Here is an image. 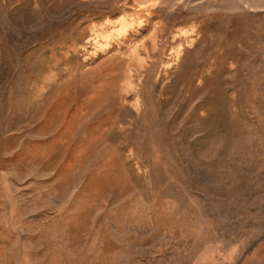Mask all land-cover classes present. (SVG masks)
Masks as SVG:
<instances>
[{
	"label": "rangeland",
	"instance_id": "374dc122",
	"mask_svg": "<svg viewBox=\"0 0 264 264\" xmlns=\"http://www.w3.org/2000/svg\"><path fill=\"white\" fill-rule=\"evenodd\" d=\"M0 264H264V0H0Z\"/></svg>",
	"mask_w": 264,
	"mask_h": 264
}]
</instances>
